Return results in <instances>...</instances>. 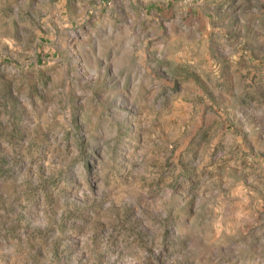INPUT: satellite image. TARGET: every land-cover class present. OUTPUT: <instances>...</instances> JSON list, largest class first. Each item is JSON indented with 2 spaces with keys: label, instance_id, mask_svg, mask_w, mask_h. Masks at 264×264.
I'll use <instances>...</instances> for the list:
<instances>
[{
  "label": "rangeland",
  "instance_id": "374dc122",
  "mask_svg": "<svg viewBox=\"0 0 264 264\" xmlns=\"http://www.w3.org/2000/svg\"><path fill=\"white\" fill-rule=\"evenodd\" d=\"M0 264H264V0H0Z\"/></svg>",
  "mask_w": 264,
  "mask_h": 264
}]
</instances>
